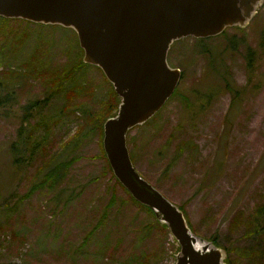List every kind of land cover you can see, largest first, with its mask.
Listing matches in <instances>:
<instances>
[{"label": "rangeland", "instance_id": "obj_1", "mask_svg": "<svg viewBox=\"0 0 264 264\" xmlns=\"http://www.w3.org/2000/svg\"><path fill=\"white\" fill-rule=\"evenodd\" d=\"M262 5L242 30L229 27L224 35L199 43L192 36L175 42L167 58L182 71L174 95L146 124L127 133L136 169L183 207L197 236L217 239L237 258L236 264H264V241L254 246L258 240L252 231L253 212L264 205ZM2 25L0 100L8 103L0 104V264H174L178 244L169 231L103 172L98 132L77 146L65 145L82 113L61 116V96L44 92L56 86L42 82L33 65L44 56L51 70L71 57L81 60L77 36L67 27L21 19ZM233 35L244 37L245 46L233 50L228 41ZM247 45L255 48L253 66L246 65ZM31 56L28 66L20 65ZM7 69L22 81L16 90L6 83ZM84 69L90 89L77 99L97 108L108 88L101 70L91 65ZM237 89L241 99L233 101ZM36 97H52L30 120L40 123L34 132V140L40 141L37 153L77 159L59 185L30 193L39 162L17 164L10 148L23 105ZM19 154H29L24 145ZM103 214L101 226L83 244L84 234ZM239 214L245 222L237 221ZM258 221L264 230V214ZM233 247L247 253H232Z\"/></svg>", "mask_w": 264, "mask_h": 264}, {"label": "water", "instance_id": "obj_2", "mask_svg": "<svg viewBox=\"0 0 264 264\" xmlns=\"http://www.w3.org/2000/svg\"><path fill=\"white\" fill-rule=\"evenodd\" d=\"M264 0H0V16L75 31L82 60L98 66L120 98L103 123L102 146L114 177L167 226L174 264H227L224 248L197 236L183 211L136 169L127 133L158 112L181 78L168 62L173 41L245 27Z\"/></svg>", "mask_w": 264, "mask_h": 264}, {"label": "trees", "instance_id": "obj_3", "mask_svg": "<svg viewBox=\"0 0 264 264\" xmlns=\"http://www.w3.org/2000/svg\"><path fill=\"white\" fill-rule=\"evenodd\" d=\"M257 12H256V14H257ZM17 19H19V18H6V17L0 16V23H1L0 29L4 28V26H6V25H2V24H5V23L9 22L10 20H17ZM21 20H24V19H21ZM26 21H28V20H26ZM37 24H42V23H37ZM49 25L61 26L58 24H49ZM61 27H63V26H61ZM232 27L238 28L240 30L244 29V28H240L237 25L232 26ZM228 28L229 27H226L218 35H224ZM71 30L73 31V33L76 37L77 35H76L75 31L73 29H71ZM218 35L206 37V38H195V39H197V41L199 43V42H202L206 39L216 37ZM22 38H20V39H22ZM20 39H17V41H19ZM76 39H77V37H76ZM178 40L173 41V43L171 44V46L168 50L169 53H170L172 46H174L175 42H177ZM228 41L231 42L230 47L233 50H236L237 47L241 44H243L245 46L244 37H242V36L237 37V36L233 35L228 39ZM77 42H78V39H77ZM78 46H79V43H78ZM245 49H246V52L244 53V57L246 59V65L253 66V59H254L253 55L255 53V48H252L250 45H247L245 47ZM34 53H36V52H34ZM82 53H83V50H82ZM32 58H33V56H31L30 58L28 57L26 59V61L21 62L20 65L28 66L29 65L28 60H30ZM82 58H83V54H82L81 60L80 59L78 60V56H77V60L75 62H73V57H71L72 60L69 61L68 63H65L63 65L62 64L53 65L52 66L53 70L46 67L47 56H44V60L42 62L40 60V62L37 65H33V68H38V74L41 76L40 80L42 82H47L46 85L48 83H51V84L56 86V89H54V90L53 89L52 90L45 89L44 92L48 93L49 96H53L55 94H58L61 96L62 103L59 106V113L61 114V116H63V115L72 116L76 111H80L82 113V117L80 118V121L79 122H78V120L76 121V125H77L78 129L76 128L75 133L66 141V143H65L66 146L73 143V142H75V146H77V143H79L83 138H86L90 134H94V132H98L99 137L102 140L103 123L106 120V118L115 115L117 108H118V105H119V102H120V98L118 97V95L114 91L112 84L106 79V77L102 71H101V75H102L103 79L105 80L104 82L107 85L108 89L106 90L105 96L103 98L102 97L98 98V99H100L98 107L92 108L89 105H87L86 103H84L83 101L77 99L80 94H85L87 89H90V85L87 84L86 82H84L85 73L83 71L86 70L84 68L86 66L91 65V66L96 67L97 69L101 70L98 66H95V65H92L89 63H85L82 60ZM209 61L212 62L211 57L209 58ZM215 61H216V59H215ZM173 66H175V65H173ZM252 69H253V67H252ZM15 73H16L15 70L7 69L6 75L8 74V76L6 77V79H7L6 83L10 86L11 89L16 90V88L20 84H22V81H20L19 83L16 81L17 78H14ZM226 85L232 87V85L230 83H226ZM49 92H51V93H49ZM55 92H57V93H55ZM174 93H175V91L170 96V98L174 95ZM235 93L238 96L233 97V101L234 100H240L241 99L240 90L237 89V91H235ZM51 98L52 97H43V98L42 97H36V98L30 99V100H27V103L25 105H23V107H22L23 115L21 117V121H20L19 126L17 128L16 140L12 143L11 148H10V150L12 151L13 162H15L17 164L23 165L24 161L29 162L31 159H33L34 161L37 160L39 162L38 165H36V167H35V173H34L35 181L33 183V186L29 189L30 193L34 192L35 190L36 191L39 190V188H41V189L44 187L54 188L55 186L59 185L64 180V178L67 176L69 167L77 159V156L72 155L70 157L59 160L54 155H47L46 153H44V155L42 157V155L37 153V147L40 144V141L34 140L35 139L34 132L37 129V126L40 125V123L39 122L31 123L30 120L33 117H35L41 110H44V107L46 109ZM79 98H81V97H79ZM2 102L8 103V101H5L4 99L0 100V104ZM156 114H157V112L153 116H155ZM153 116L150 119H152ZM150 119H148L143 124L138 125L136 127H140V126L146 124ZM27 126L29 127V129L27 128ZM101 140L99 141V150L101 152V157L103 159H105V161H106V166H105L103 172L110 174V179H113L114 182L116 184H118L126 192V194L129 195V198L132 202H134L137 205H139L140 207L144 208L148 213H150L155 218L153 211L150 208H148L147 206L142 205L139 202H137L130 195V193L114 177L112 170H111V167H110V165L107 161V158L105 156ZM127 144H128V137H127ZM21 145H24L25 150L29 152V154L26 157H21L19 154ZM182 146L188 147L189 143L183 142ZM129 152H130V150H129ZM130 156H131V159L133 161V157H132L131 152H130ZM113 201L114 200L111 199L109 202V205L112 204ZM178 207L183 211L184 216L186 217V220H187V223H188L190 229L195 234H197L192 229V227L188 221V218L185 215L183 207L179 206V205H178ZM262 214H264V205L256 206V208L253 212L254 220H253V226H252V229H253L252 231L254 232V234H256V235H254V237L258 240L257 242L254 243V246H256V247L259 246L258 244L260 242L262 243V241H264V230L261 229L262 228L260 226L261 221H258L259 217ZM104 218H105V215L103 214L101 216L100 220L95 224V226L91 227L84 234L83 240H82L83 244H85L89 240V238L93 235V233L101 226L102 222L104 221ZM236 218H237L238 222H245L242 220L240 214ZM155 220L163 229L168 230V228L165 224L160 223L156 218H155ZM206 239L212 241V243L215 246L223 247L225 249L226 254H227L225 261L227 264H236L237 258L231 257L230 256L231 252H229L230 250L227 249L226 247L222 246L219 243V241H217V239L211 238V237H208V238L206 237ZM178 249H179V246H177L176 252L178 251ZM232 249L234 250V251H232V253H238V254L244 250L243 248H238V247H233ZM245 252L247 253V251H245ZM259 252H260V249H257L255 251H252L251 254H256ZM249 253L250 252H248V254ZM126 264H129V263L127 262Z\"/></svg>", "mask_w": 264, "mask_h": 264}, {"label": "flooded vegetation", "instance_id": "obj_4", "mask_svg": "<svg viewBox=\"0 0 264 264\" xmlns=\"http://www.w3.org/2000/svg\"><path fill=\"white\" fill-rule=\"evenodd\" d=\"M169 57V52H168V55H167V58ZM181 70V69H180ZM181 77H182V71H181Z\"/></svg>", "mask_w": 264, "mask_h": 264}]
</instances>
